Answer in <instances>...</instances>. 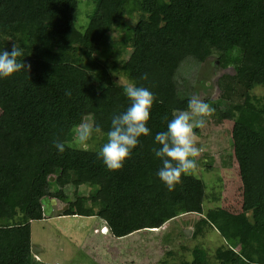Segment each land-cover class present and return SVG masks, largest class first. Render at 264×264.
<instances>
[{
  "label": "trees",
  "instance_id": "trees-1",
  "mask_svg": "<svg viewBox=\"0 0 264 264\" xmlns=\"http://www.w3.org/2000/svg\"><path fill=\"white\" fill-rule=\"evenodd\" d=\"M93 5L80 29L78 0H0V51L10 52L17 43L31 66L28 73L0 79V264H30L29 225L43 219L41 200L67 201L64 188L80 186L94 190L84 199L89 207L71 210L68 202L62 215L96 217L115 239L194 214L200 218L193 236L207 226L222 240L213 264H264V108L249 95L264 87V0H93ZM134 14L137 20L125 25ZM115 30H123V38L113 48L109 34ZM107 50L109 61L102 57ZM213 55L221 70H232L216 80L218 106L212 107L218 121H232L231 157L241 184L236 214L204 210L206 186L193 175L169 192L152 151L158 147L156 133L166 130L174 110L187 109L191 97L189 89L179 90V66ZM60 67L80 72L70 97L42 78L43 70ZM117 72L157 99L147 125L151 135L140 138L142 147L121 170L110 172L96 151L74 145L71 129L89 118L106 133L112 116L126 110L124 86L111 76ZM142 73L148 80L140 79ZM57 141L66 144L63 154L54 147Z\"/></svg>",
  "mask_w": 264,
  "mask_h": 264
},
{
  "label": "rangeland",
  "instance_id": "rangeland-1",
  "mask_svg": "<svg viewBox=\"0 0 264 264\" xmlns=\"http://www.w3.org/2000/svg\"><path fill=\"white\" fill-rule=\"evenodd\" d=\"M93 7V0H78L75 13L77 28L85 26ZM126 18L124 24L132 26L130 24L137 20V15ZM122 38L123 30H115L109 34L113 48ZM102 55L107 61L111 59L108 50ZM73 68L43 70L42 78L51 87L64 93L70 90L72 94L80 76V72ZM231 72V68L221 70L213 55L203 63L183 62L177 70L180 79L177 78L176 81L179 90L189 89L187 92L191 96L199 95L211 106H218L219 90L216 80L221 74ZM111 76L116 85L124 86L129 83L119 72ZM249 95L253 105L264 108V87H254ZM228 105L231 106V103ZM83 121L90 120L85 118ZM231 125L230 119L218 121L214 113L204 129L195 130L200 137L199 146L203 148V152L198 170L193 176L202 180L206 186L202 202L204 210L217 207L232 214L240 212L241 184L236 163L231 157ZM105 140V137H94L96 150ZM93 191L85 186H80L76 191L65 187L67 201L64 202L39 197L43 198V219L31 221L29 225L31 252L34 249L30 264H168L197 259H205L210 264L215 262V252L223 245L222 240L207 226L201 227L193 236L196 221L200 218L198 215L177 217L164 223L158 230L138 231L119 239L111 237L104 223L96 217L62 215L68 202L72 206L71 210L76 206L89 207L84 199Z\"/></svg>",
  "mask_w": 264,
  "mask_h": 264
},
{
  "label": "clouds",
  "instance_id": "clouds-1",
  "mask_svg": "<svg viewBox=\"0 0 264 264\" xmlns=\"http://www.w3.org/2000/svg\"><path fill=\"white\" fill-rule=\"evenodd\" d=\"M24 57L23 48L17 43L13 44L10 52L0 51V79L28 73L31 66L24 63ZM140 79L148 80V74L142 73ZM123 90L130 104L125 111L112 116L106 133L101 126L90 121H81L71 129L74 145L81 150L96 151L110 172L121 170L125 162L132 158L133 150L142 147L140 138L151 135L147 125L157 99L148 88L135 83H126ZM65 95L70 97L71 91H66ZM214 113L215 109L209 103L199 95H192L187 109L174 110L166 130L156 133L154 142L158 147L152 151L162 163L157 175L169 192L175 191L177 186L182 187L183 177L192 176L198 170L203 148L199 146L200 137L195 130L204 129ZM164 119L167 120V117ZM95 136L106 138L98 150L95 148ZM54 147L61 154L66 150L65 142H54Z\"/></svg>",
  "mask_w": 264,
  "mask_h": 264
},
{
  "label": "water",
  "instance_id": "water-1",
  "mask_svg": "<svg viewBox=\"0 0 264 264\" xmlns=\"http://www.w3.org/2000/svg\"><path fill=\"white\" fill-rule=\"evenodd\" d=\"M188 233H189V231L186 232V234H188ZM31 254L32 255L34 254V249L32 250Z\"/></svg>",
  "mask_w": 264,
  "mask_h": 264
}]
</instances>
